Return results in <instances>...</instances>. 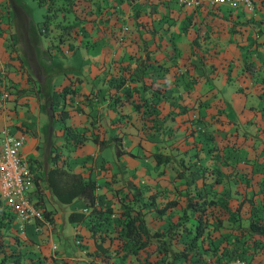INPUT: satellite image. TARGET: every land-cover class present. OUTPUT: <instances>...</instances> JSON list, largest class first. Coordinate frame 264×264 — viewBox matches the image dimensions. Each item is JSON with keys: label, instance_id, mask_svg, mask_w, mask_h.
Here are the masks:
<instances>
[{"label": "rangeland", "instance_id": "rangeland-1", "mask_svg": "<svg viewBox=\"0 0 264 264\" xmlns=\"http://www.w3.org/2000/svg\"><path fill=\"white\" fill-rule=\"evenodd\" d=\"M13 4H17L20 14L17 26L12 17ZM77 4L68 11L62 1L53 0V11L46 18L45 7L37 0H0V63L9 66L7 83L0 79V115L10 106L15 113L23 114L22 105L27 104L33 113L32 122L38 110L40 130L50 126L55 139L63 125L62 107L68 109L69 116L73 112L74 122L81 125L85 116L80 112L90 113L89 108L96 112L99 106L103 110L106 104L108 115L100 121L97 117L89 120L85 128L86 134L100 141L96 142L106 158L97 190L107 195L116 191L122 196L125 192L138 195L141 188L137 207L149 202V193L157 194L159 206L169 197L179 198L184 181L178 171L188 172V166L213 176V169L221 166L226 174L218 191L229 197L232 208L244 194L257 192L264 176V157H260L264 155V116L256 110L260 103L252 100L264 94V26L251 27L250 18L262 14L260 9H254L253 1L81 0ZM146 54L148 65L140 59ZM139 60L143 71L137 67ZM137 76L142 79L137 80ZM25 79L32 85L24 86L21 81ZM151 82H155L160 94L155 103L161 119L158 123L153 111L134 106L136 101L150 96ZM35 86L40 95L38 102L31 104L28 102L35 99L29 97H35ZM250 104L254 106L249 108ZM48 111L51 123L46 118ZM3 125L9 123L1 119L0 128ZM99 126L102 134L93 130ZM14 128L24 132L26 125L17 123ZM59 137L62 141L63 137ZM83 143H57V150L63 156L67 154L65 150L74 151ZM116 148L123 152L116 155ZM178 151L175 158L181 154V163L173 157ZM257 151L259 157H255ZM216 152L222 157H216ZM156 153L168 154L172 159L157 164ZM249 176L256 180L254 185L245 183ZM49 197L47 204L51 206ZM72 203L55 201L54 205L71 208L80 205L81 200ZM113 203L118 210L124 205L120 201ZM243 210L237 223L246 226L248 213ZM259 211L264 216V209ZM180 213V208L175 207L163 216L150 210L144 217L151 230H165L179 220ZM14 221L6 239L18 232ZM73 227L66 220L61 236L52 237L56 245L68 248L70 255L75 244ZM235 230H215L210 226L199 240L204 259L212 264L217 260L239 263L236 251L240 242H236ZM177 236L172 247L180 249L187 233L179 227ZM18 242L26 256L25 264H51L39 258L23 237ZM116 242L115 237L112 246ZM162 254L153 251L148 256L141 251L118 263L167 264ZM66 257L59 259L60 264H92L89 259ZM170 264L193 263L177 259Z\"/></svg>", "mask_w": 264, "mask_h": 264}, {"label": "trees", "instance_id": "trees-1", "mask_svg": "<svg viewBox=\"0 0 264 264\" xmlns=\"http://www.w3.org/2000/svg\"><path fill=\"white\" fill-rule=\"evenodd\" d=\"M53 0H37L39 5L45 7L44 16L50 17ZM55 1V0H54ZM62 1V7L66 10L73 9L72 7L78 5L81 0H59ZM254 9L262 11L261 16H252L249 20L251 27L260 28L264 26V0H252ZM248 21V20H247ZM197 43V40H194ZM264 43V40L262 41ZM149 54L144 55L141 61L148 65L147 59ZM137 67L143 71L140 63ZM142 63V64H143ZM137 80H141V76H137ZM158 81V80H157ZM155 82H151L150 96H145L143 100L136 101L134 106L136 109L144 106L153 111L157 123L161 121L159 118V110L156 109V102L160 99V94L156 87ZM118 86L121 82L116 80ZM145 88L147 86H144ZM259 98L257 104V113L264 116V94L257 96ZM152 99V101H151ZM154 101V102H153ZM254 106L249 105V108ZM62 121L61 132L58 133L62 139V144L73 143L80 144L89 137L85 133V128H77L73 123H66L65 119L69 116L68 109L62 107ZM160 125V124H157ZM95 141L100 142L96 136L93 137ZM57 143L52 144L49 152L50 158L61 160L60 163L47 165L42 168V172L38 170V165L33 166L35 172V188L34 195L41 204V208L46 217L53 220L52 209L47 207L42 188L49 191L51 198L59 204H68L75 199H82L88 206L89 211L84 212L83 208L80 210H72L68 213V219L74 223H80V230L77 235L82 240L80 245L84 249V253L92 264H119L118 260L124 259L133 254L138 256L141 251L150 255L153 251L162 252V257L166 259L167 264L173 263L177 259H183L193 264H212L209 260L204 259V252L200 251L199 240L204 238L206 232L210 231V226L213 229L227 228L228 230H235L236 242H240L237 247L236 257L238 259L232 264H264V216L259 210L264 209V176L262 175L259 181L257 192H252L250 196L244 194L243 198L232 208L229 203V197L224 193L218 191V187L223 182L225 170L221 166H216L213 169L214 176L209 175L210 172L201 170L198 167L192 168L188 166V172L185 169L178 171V175L183 179V185L179 188L183 194L179 198H167L162 206L156 203V193H149L150 198L147 204L138 203L139 194L142 189L138 188V195H133L125 192L122 196L116 194H108L103 191L97 190V179L103 176L104 169H106L105 161L100 162V171L96 176H91V165H87L86 169L74 170L68 155H61L57 150ZM69 144L68 146H70ZM74 146V145H73ZM116 150V155H120L123 151ZM69 151V150H68ZM65 150V153L68 152ZM74 152V151H70ZM180 151L173 154V157L178 163L183 162V156L179 154V158H175ZM257 151L255 157H259ZM223 154L216 152L215 156L221 158ZM260 157H264L260 156ZM157 164L168 162L172 158L168 154H155ZM85 161V159H83ZM78 161V160H77ZM45 164H42V166ZM86 165V164H84ZM41 166V165H39ZM37 169V170H36ZM92 169V168H91ZM239 170H236L238 173ZM238 179V178H237ZM241 182V180H239ZM247 184H255L256 180L251 176L245 179ZM106 191V190H105ZM111 198V199H110ZM129 198V199H128ZM124 203L122 209L114 207V203ZM0 200V264H25L26 259L24 250L18 244L21 234L15 232L12 236L6 239V232L15 223L14 214L6 206L1 205ZM147 205V206H146ZM179 207L180 214L179 220L172 222L169 226L163 229L151 230L145 220L147 211L154 210L157 215L163 216L169 209ZM243 208L245 210H243ZM248 213V223L246 226L237 223L238 214L241 211ZM191 219L192 221H190ZM189 222H188V221ZM227 223V224H226ZM181 227L186 231L187 236L183 240V245L180 249H175L172 244L177 239V228ZM113 231V232H111ZM87 237L90 241H87ZM116 237V246H112V240ZM25 243L30 245L39 258H43L51 264H60L58 256H47L42 254L41 250L33 245V242H28L23 237ZM108 241L107 244L105 241ZM90 243V245H89ZM32 244V245H31ZM92 246V248H91ZM58 251V249H57ZM195 257L193 260H191ZM115 261V263H114ZM63 262V261H61ZM150 264V262H149ZM217 264H229L217 260Z\"/></svg>", "mask_w": 264, "mask_h": 264}, {"label": "crops", "instance_id": "crops-1", "mask_svg": "<svg viewBox=\"0 0 264 264\" xmlns=\"http://www.w3.org/2000/svg\"><path fill=\"white\" fill-rule=\"evenodd\" d=\"M7 69H9V66L4 65L1 61V63H0V79L6 81V83H7V75H6ZM11 74H12V72H9L8 77H11ZM23 76H26V74H23ZM21 82L25 83L24 86H26L28 84L32 85V83H28L27 79H25L24 81H21ZM11 83L13 85L15 82H11ZM14 85L18 86L17 83ZM33 93H34L35 97H29V98L30 99L32 98L35 100H31L28 103L33 104L35 102H38L36 100V98L38 99L39 95H40V91L38 90V86H35ZM23 94H25V92ZM258 100H259V98L256 97L252 100V102L255 103V101H256V103H257ZM10 103H11V101H8V106L10 105ZM27 106H28L27 104L22 105V107H24V109L22 111L23 114L15 113L12 106H10L6 111H4V110L1 111L2 115H0V120L1 119L6 120L9 123L8 126L13 130H16V128H14V126L17 123H24L26 125L25 131L22 132V133H24L23 151L32 157V159L34 161V166L36 167V165H38V167H39L38 170L40 172H42V168L44 166H46V164L52 165V164H55L56 162L57 163L61 162V160H59V159L53 161V159L50 158L48 151L50 150L53 142L54 143H62L63 141H61V138L59 137L60 135H58V133L56 135L57 137H55V139H54L55 135L53 136V129L50 126H49L48 130H46V131L42 130V129L40 130V128H39V121H40L39 116H40V114L38 113V110H37V118H39V119L36 118V121L34 123V122H32V121H34L33 120L34 117L31 118L33 116V113L30 111V109ZM37 106L40 108V105L37 104ZM106 108H107V106L105 104V107L103 108V110L101 109V106H99V111H96V112L91 110L90 108H89L90 113H88V111H85L86 113L80 112V116L81 115L85 116V118H83L81 121V122H83L81 125H78L79 122H74V119H73L74 114H73V112H69L70 116L68 117L66 123L74 122L73 125L80 127V128L88 129L89 120H91V119L95 120V118L97 117L98 120L100 121V118L103 115H108ZM1 109H5V108H1ZM17 111H18V109H17ZM47 114H48V117H46L47 121H48V123H51L52 114H50L49 111L47 112ZM25 121L26 122L31 121V123L27 124V123H25ZM99 121L97 124H100ZM96 128H99V130H97ZM96 128H93V130L102 134L103 128L101 126L96 127ZM87 132H92V131H87ZM87 136L89 138L86 139L85 141H83L84 142L83 144L78 145L77 149L74 150L73 153L72 152H66L67 153L66 155H68L67 156L68 160L70 161V164H71L72 168H74V170H78V171L81 170L83 172L84 169H86L87 165H91V168H92V169L90 168L91 176L97 177V174L101 168L100 162L102 160L105 161L104 159H106V158L103 156V148H101L98 144L99 142L97 143L95 141V139L93 138L95 135H92V137H90V135L87 134ZM85 142L87 143L86 148H84V146H86ZM78 155H80V157H77ZM83 159H85V161ZM42 164H45V165L42 166ZM84 164H86V165H84ZM39 165H41V166H39ZM41 193H43V195H44L45 203H46L47 207L51 208L53 211L52 212L53 224H54V230L56 231L55 235L60 237L62 234V227L64 226L65 221L69 220L68 219V213L72 210H80L81 208H83L85 203L82 199H80L81 200L80 205L74 204L71 208H65V209H63V206H62V207H59V208H62L61 210H59L58 206L54 205L55 201L52 198H50L51 196L49 194V191L46 188L45 189L42 188ZM48 197L51 199L50 202L53 204L51 206H49L47 204V200H49ZM72 202H71V204H73ZM72 223L74 225V227H73L74 228L73 241H74L75 232H78V230H80L79 229L80 223H74V222H72ZM36 235L37 236H35V235L34 236L42 239L45 236V233L42 232L41 234H36ZM87 238H88L87 241H90V238L89 237H87ZM57 249L60 251V253L59 252L56 253L58 256V260L63 258V257L67 258L66 256H68L70 259L74 258L75 260L87 259V256L84 253V249H82L80 244H74L73 245L72 250L74 252L72 255H70V253L68 252L69 251L68 248L66 249V247L64 245H60V246L57 245Z\"/></svg>", "mask_w": 264, "mask_h": 264}, {"label": "built area", "instance_id": "built-area-1", "mask_svg": "<svg viewBox=\"0 0 264 264\" xmlns=\"http://www.w3.org/2000/svg\"><path fill=\"white\" fill-rule=\"evenodd\" d=\"M23 143L24 133L8 125L0 128V200L13 212L18 233L27 240L32 239L33 245L42 249V254L56 257L57 245L52 238L55 235L53 220L44 215L34 195V161L23 151ZM83 211L88 212V206H83ZM29 224L31 228H28ZM42 232L45 233L42 239L35 237ZM81 241L75 232L74 243L80 244Z\"/></svg>", "mask_w": 264, "mask_h": 264}, {"label": "flooded vegetation", "instance_id": "flooded-vegetation-1", "mask_svg": "<svg viewBox=\"0 0 264 264\" xmlns=\"http://www.w3.org/2000/svg\"><path fill=\"white\" fill-rule=\"evenodd\" d=\"M12 17H13V20L15 22V26H17L18 25V21L20 20V14L18 12L17 4H13Z\"/></svg>", "mask_w": 264, "mask_h": 264}]
</instances>
